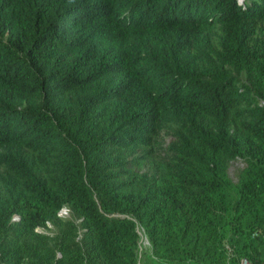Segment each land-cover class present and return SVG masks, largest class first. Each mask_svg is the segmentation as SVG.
Instances as JSON below:
<instances>
[{"label": "trees", "instance_id": "16d2710c", "mask_svg": "<svg viewBox=\"0 0 264 264\" xmlns=\"http://www.w3.org/2000/svg\"><path fill=\"white\" fill-rule=\"evenodd\" d=\"M225 243L264 264V0H0V264Z\"/></svg>", "mask_w": 264, "mask_h": 264}, {"label": "built area", "instance_id": "2783aa9c", "mask_svg": "<svg viewBox=\"0 0 264 264\" xmlns=\"http://www.w3.org/2000/svg\"><path fill=\"white\" fill-rule=\"evenodd\" d=\"M57 214L61 217H67L69 216V209L67 208L66 205H64L58 210ZM17 219H19V216L17 214H14L12 216V220H17ZM46 226L50 228L51 224L47 221ZM36 230L43 232L45 231V228L37 227ZM224 248L229 258V261L227 264H263V263L252 262L251 260L243 256H237L236 253L233 251V249L227 243L224 244Z\"/></svg>", "mask_w": 264, "mask_h": 264}, {"label": "rangeland", "instance_id": "374dc122", "mask_svg": "<svg viewBox=\"0 0 264 264\" xmlns=\"http://www.w3.org/2000/svg\"><path fill=\"white\" fill-rule=\"evenodd\" d=\"M231 171H232V167H231ZM142 246H146V240L144 238L142 239Z\"/></svg>", "mask_w": 264, "mask_h": 264}]
</instances>
